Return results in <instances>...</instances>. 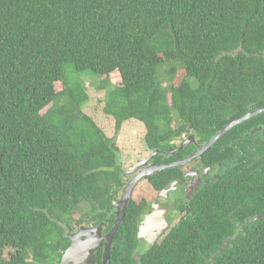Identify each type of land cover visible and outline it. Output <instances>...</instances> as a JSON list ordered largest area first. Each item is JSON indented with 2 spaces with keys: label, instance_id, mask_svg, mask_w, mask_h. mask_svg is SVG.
Wrapping results in <instances>:
<instances>
[{
  "label": "trees",
  "instance_id": "1",
  "mask_svg": "<svg viewBox=\"0 0 264 264\" xmlns=\"http://www.w3.org/2000/svg\"><path fill=\"white\" fill-rule=\"evenodd\" d=\"M68 68L98 75L103 112L142 122L147 148L204 140L264 106V0H0V264H59L72 222L113 223L118 147ZM200 159L227 168L140 259L130 202L108 264H264V113Z\"/></svg>",
  "mask_w": 264,
  "mask_h": 264
},
{
  "label": "flooded vegetation",
  "instance_id": "2",
  "mask_svg": "<svg viewBox=\"0 0 264 264\" xmlns=\"http://www.w3.org/2000/svg\"><path fill=\"white\" fill-rule=\"evenodd\" d=\"M253 117L249 119H252ZM243 122L234 125L232 128ZM114 128L115 136L110 138L117 143L121 126L116 128L114 123ZM220 129L221 128L217 129L213 136L207 137L204 140H201V135H197L195 132L190 130L185 131L182 134L181 140H176L172 147L165 150L146 147V154L134 157L129 163L130 166L128 168L123 166L120 159L121 151L117 146L119 154L118 158L122 168L121 177L123 188L119 197L114 201V207L111 211L114 216L113 223L111 225L109 224L110 216L102 219L99 217L101 213L98 215L94 211H89L88 214L83 215L81 220L76 219V221L72 222L69 227L70 230L67 229L66 236L69 240L67 248L72 243L68 235L74 234L77 231H82L80 237L84 239L80 240L81 243L86 240H91L92 242L94 241V238H97L99 246L94 250V264H102L105 243L108 239L107 235L111 231L116 219L115 213L117 206L115 205V202L120 200L125 186L132 179H135V184L126 207L127 210L130 202L135 204L131 206L130 210L137 235L136 243L131 247L133 251L132 256L134 259H140L141 255L152 245L155 246L156 244H160L165 238L169 228L177 223L182 216L188 214L190 203L195 199L194 196L200 188L216 179L222 173V170L227 168V165L223 164V161H218L216 165H209L208 161L201 160L200 158L215 143L227 135L231 129L193 160H187L193 153L197 152L201 146L205 145L210 138L216 136ZM234 136V133L229 134L228 142L231 144L230 149L235 152L234 155H240L243 152V147L247 144L238 145L235 142ZM184 142V146H181ZM224 144L220 142V145L223 146ZM188 146L193 147V149L190 153L184 155L182 151ZM167 163H175L176 165L160 170L156 169L157 166H163ZM114 238L111 241L107 264L110 260ZM93 244L96 245L95 242Z\"/></svg>",
  "mask_w": 264,
  "mask_h": 264
},
{
  "label": "rangeland",
  "instance_id": "3",
  "mask_svg": "<svg viewBox=\"0 0 264 264\" xmlns=\"http://www.w3.org/2000/svg\"><path fill=\"white\" fill-rule=\"evenodd\" d=\"M68 78L70 81L78 80L86 87L89 99L83 106L82 111L90 116L96 125L110 138L114 137V120L111 116L106 115L103 112V97L105 95L103 90H97L96 84L98 82L97 74L91 71H79L75 72L71 68L67 70ZM110 79L114 83L119 82V74L114 72L110 75ZM145 128L142 122L129 119L121 124V131L117 140L116 145L121 151V161L125 168L130 166L131 160L137 155L146 154L145 144ZM87 207V204L83 206Z\"/></svg>",
  "mask_w": 264,
  "mask_h": 264
},
{
  "label": "water",
  "instance_id": "4",
  "mask_svg": "<svg viewBox=\"0 0 264 264\" xmlns=\"http://www.w3.org/2000/svg\"><path fill=\"white\" fill-rule=\"evenodd\" d=\"M264 112V107L258 108L254 111L248 112L241 116L240 118H237L235 120L230 121L228 124H226L224 127H222L216 136L210 138V140L203 146L200 147V149L193 153L187 160H193L196 156L200 155L204 150L208 149L214 142H216L221 136H223L226 132H228L234 125L239 124L240 122L245 121L246 119H249L257 114H260ZM185 142L181 144V146H184ZM181 148V147H180ZM179 164V163H178ZM173 165H176L175 163H167L163 166H157L156 169H164L168 167H172ZM135 184V179H132L124 188L122 197L120 200L115 202L116 208V219L114 222V225L107 235V241L105 243V249L102 256V264H107V261L109 259V251L111 246V241L114 238L122 219L125 215V210L127 207V203L130 199L132 189ZM100 227V226H99ZM82 231H77L74 234L68 235V237L71 239L70 246L64 251V253L61 256V260L59 264H94V250L99 246V243L97 242V238H94V241L91 242L86 240L82 243L80 240H83L84 238H81ZM92 239V238H91ZM95 242L96 245L93 243ZM92 245V246H91Z\"/></svg>",
  "mask_w": 264,
  "mask_h": 264
}]
</instances>
